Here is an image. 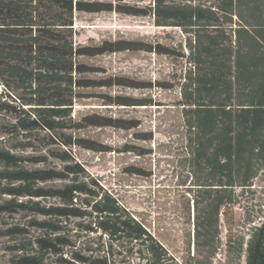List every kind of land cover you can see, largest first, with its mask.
<instances>
[{"label":"trees","instance_id":"trees-1","mask_svg":"<svg viewBox=\"0 0 264 264\" xmlns=\"http://www.w3.org/2000/svg\"><path fill=\"white\" fill-rule=\"evenodd\" d=\"M112 12L176 28L184 46L123 38L75 44L76 13ZM122 52L154 53L188 65L179 106L192 215L188 202L191 229L181 262L71 153L72 147L112 151L76 134L85 128L130 131L139 125L97 112L73 116L84 100L154 105L95 90L172 88L166 82L106 75L84 61ZM0 86V114L12 118L7 132L26 140L22 148L34 141L45 148L30 156L0 148L6 264H211L220 246L221 220L230 221L232 208L264 172V0H0ZM18 214L20 223L3 221ZM242 252L245 264H264V221L251 227L246 240H238L237 258Z\"/></svg>","mask_w":264,"mask_h":264},{"label":"rangeland","instance_id":"rangeland-1","mask_svg":"<svg viewBox=\"0 0 264 264\" xmlns=\"http://www.w3.org/2000/svg\"><path fill=\"white\" fill-rule=\"evenodd\" d=\"M72 28L75 44L123 38L161 43L177 49L185 43L184 36L176 28L156 27L150 17H133L114 12L76 13ZM84 61L103 68L106 75L151 83L166 82L172 87L131 89L115 86L95 90L98 94L148 99L154 105L105 106L97 98L84 100L83 105L74 107L73 116L97 112L108 117L133 119L139 125L130 131L109 127L85 128L76 134L110 147L112 151L92 152L72 147L71 153L88 175L118 199L181 262L186 255V235L191 229L187 222L188 202L190 219L192 215V192H189L191 178L186 165V132L179 106V85L188 65L183 59L146 52H122ZM11 122L9 115L0 114V148L20 156L45 153L44 146L36 141L32 142V147L22 148L26 140L21 135L7 132V125ZM135 135H146L150 139L137 140ZM125 147H135L137 152H123ZM134 169L139 172H132ZM3 221L8 224L20 223L22 215L13 218L4 216ZM263 221L264 172H261L252 181L250 189L245 190L239 198V204L232 208L230 221L226 224L221 220L220 246L211 264H245L244 252L240 258L236 256L238 240L241 237L246 240L251 227ZM4 243L5 239L0 238V264H6L8 259L3 250Z\"/></svg>","mask_w":264,"mask_h":264}]
</instances>
